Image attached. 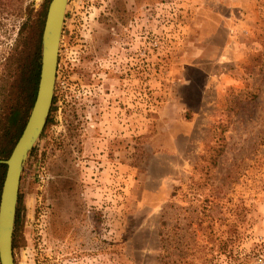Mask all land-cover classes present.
Instances as JSON below:
<instances>
[{
  "label": "rangeland",
  "instance_id": "1",
  "mask_svg": "<svg viewBox=\"0 0 264 264\" xmlns=\"http://www.w3.org/2000/svg\"><path fill=\"white\" fill-rule=\"evenodd\" d=\"M49 3L0 0V115ZM17 212L16 264H264V0H69Z\"/></svg>",
  "mask_w": 264,
  "mask_h": 264
},
{
  "label": "water",
  "instance_id": "2",
  "mask_svg": "<svg viewBox=\"0 0 264 264\" xmlns=\"http://www.w3.org/2000/svg\"><path fill=\"white\" fill-rule=\"evenodd\" d=\"M68 3L69 0H51L49 3L41 41L36 99L9 158L0 159V163L7 166L0 194V264H16L13 236L21 175L25 161L40 138L51 112Z\"/></svg>",
  "mask_w": 264,
  "mask_h": 264
},
{
  "label": "trees",
  "instance_id": "3",
  "mask_svg": "<svg viewBox=\"0 0 264 264\" xmlns=\"http://www.w3.org/2000/svg\"><path fill=\"white\" fill-rule=\"evenodd\" d=\"M48 2H50V0H48ZM39 76L40 54L38 50L34 60H32L28 65L22 67L19 78L20 93L17 96L15 104L0 115V159L9 158L24 129L29 112L36 99ZM6 168L7 166L5 163H0V194L6 174ZM13 246L15 247V232Z\"/></svg>",
  "mask_w": 264,
  "mask_h": 264
}]
</instances>
